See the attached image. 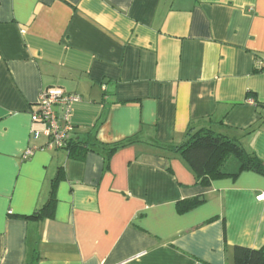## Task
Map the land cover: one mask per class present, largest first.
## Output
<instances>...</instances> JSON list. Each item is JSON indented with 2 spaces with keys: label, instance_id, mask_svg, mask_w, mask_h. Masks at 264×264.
Segmentation results:
<instances>
[{
  "label": "crops",
  "instance_id": "0c3cea01",
  "mask_svg": "<svg viewBox=\"0 0 264 264\" xmlns=\"http://www.w3.org/2000/svg\"><path fill=\"white\" fill-rule=\"evenodd\" d=\"M51 87L80 98L76 136L104 119L97 142H135L49 149L32 113ZM210 126L264 163V0H0V264H235V248L262 249L264 175L203 186L159 147Z\"/></svg>",
  "mask_w": 264,
  "mask_h": 264
},
{
  "label": "trees",
  "instance_id": "16d2710c",
  "mask_svg": "<svg viewBox=\"0 0 264 264\" xmlns=\"http://www.w3.org/2000/svg\"><path fill=\"white\" fill-rule=\"evenodd\" d=\"M103 123L104 119L91 131L87 139L72 134L62 150L69 151L70 156L74 158H78L86 152L101 153L102 151L108 157H111L119 150L135 142V139H130L114 146L100 144L94 137ZM256 130L257 128L249 130L247 134ZM159 147L179 153L189 164L199 183L203 186L210 185L213 181L226 177H237L244 171L264 175V163L254 154L246 151L240 139L232 138L211 126L197 131L195 128H190L182 145H159ZM232 169L236 171L231 172ZM202 202L203 200H199L188 206H195ZM50 205L51 202L46 205L43 210L44 214L40 217L45 216ZM188 206L187 208H189ZM235 264H264V247L260 250L235 248Z\"/></svg>",
  "mask_w": 264,
  "mask_h": 264
},
{
  "label": "built area",
  "instance_id": "2783aa9c",
  "mask_svg": "<svg viewBox=\"0 0 264 264\" xmlns=\"http://www.w3.org/2000/svg\"><path fill=\"white\" fill-rule=\"evenodd\" d=\"M78 102L80 98L77 95L70 94L61 87H51L41 92L38 109L32 113V121L45 125L42 135L49 140V149H62L73 134L69 124L70 110ZM40 135L35 133L36 138ZM31 153L29 151L26 155Z\"/></svg>",
  "mask_w": 264,
  "mask_h": 264
}]
</instances>
